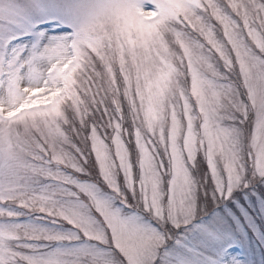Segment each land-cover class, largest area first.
Masks as SVG:
<instances>
[{
    "label": "clouds",
    "instance_id": "1",
    "mask_svg": "<svg viewBox=\"0 0 264 264\" xmlns=\"http://www.w3.org/2000/svg\"><path fill=\"white\" fill-rule=\"evenodd\" d=\"M84 2L71 32L41 39V79L0 91V246L15 264H49L53 243L68 246L58 264H127L128 217L151 250L135 264H153L168 237L150 222L188 221L200 158L218 186L264 175V43L221 35L193 0ZM7 209L50 223L9 225Z\"/></svg>",
    "mask_w": 264,
    "mask_h": 264
},
{
    "label": "rangeland",
    "instance_id": "2",
    "mask_svg": "<svg viewBox=\"0 0 264 264\" xmlns=\"http://www.w3.org/2000/svg\"><path fill=\"white\" fill-rule=\"evenodd\" d=\"M68 2L0 0V52L6 48H31L41 34L60 36L71 32L64 17ZM9 10L15 11L11 19L7 16ZM132 148L134 156V145ZM197 164L202 190L188 221L178 228L170 223L161 226L150 222V227L168 237L155 264H264V179L249 168L243 183H229L225 178L218 186L206 161L200 158ZM90 170L96 177V169ZM218 187L231 195L221 197ZM16 222L50 223L35 216H19ZM67 247L53 243L44 252L57 257Z\"/></svg>",
    "mask_w": 264,
    "mask_h": 264
},
{
    "label": "snow or ice",
    "instance_id": "3",
    "mask_svg": "<svg viewBox=\"0 0 264 264\" xmlns=\"http://www.w3.org/2000/svg\"><path fill=\"white\" fill-rule=\"evenodd\" d=\"M197 11L205 21H211L221 30V35L230 38L233 25H239L240 37L249 44L264 43V35L259 32L255 25L259 21H264V0H193ZM89 5L84 0H69L65 6L64 17L68 25L72 28L73 21L85 14ZM9 19L15 16L14 10L7 13ZM46 34H41L38 43L32 46V55H28L27 48L18 56L12 49H5L0 52V91L13 94L22 78L27 76L29 79L40 80L42 73L36 67V62L45 58L47 53L42 51L41 39ZM51 59V56H48ZM11 129L0 128V140L4 138L11 139ZM262 179L264 175L257 173ZM245 187L248 185L245 184ZM221 197L230 196L231 192L220 190ZM6 206H0V211H4ZM7 223L9 225L20 224L16 222L19 216L13 214V209H7ZM143 226L136 217H128L122 225V242L124 254L127 257V264H135V256L140 250L150 252L149 246L140 236ZM5 234L0 232V239ZM118 242V241H114ZM158 253L153 257L155 264ZM0 264H15V257L11 250L0 246ZM49 264H58L56 257L49 258Z\"/></svg>",
    "mask_w": 264,
    "mask_h": 264
}]
</instances>
